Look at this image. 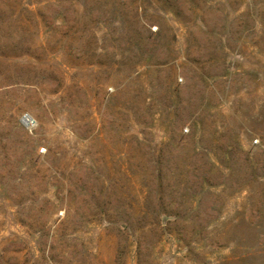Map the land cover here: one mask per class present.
I'll use <instances>...</instances> for the list:
<instances>
[{"label": "rangeland", "instance_id": "374dc122", "mask_svg": "<svg viewBox=\"0 0 264 264\" xmlns=\"http://www.w3.org/2000/svg\"><path fill=\"white\" fill-rule=\"evenodd\" d=\"M0 264H264V0H0Z\"/></svg>", "mask_w": 264, "mask_h": 264}, {"label": "built area", "instance_id": "2783aa9c", "mask_svg": "<svg viewBox=\"0 0 264 264\" xmlns=\"http://www.w3.org/2000/svg\"><path fill=\"white\" fill-rule=\"evenodd\" d=\"M22 123L28 130L34 128V121L28 116H23Z\"/></svg>", "mask_w": 264, "mask_h": 264}]
</instances>
